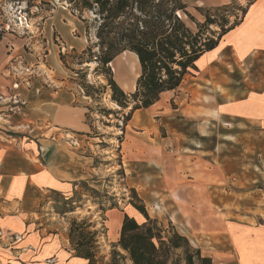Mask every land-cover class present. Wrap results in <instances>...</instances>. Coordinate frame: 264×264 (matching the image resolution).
<instances>
[{
  "label": "rangeland",
  "instance_id": "obj_1",
  "mask_svg": "<svg viewBox=\"0 0 264 264\" xmlns=\"http://www.w3.org/2000/svg\"><path fill=\"white\" fill-rule=\"evenodd\" d=\"M249 1L190 5V15L201 25L199 42L216 38L222 28L238 21L241 7ZM66 13L71 15L69 20ZM204 13L213 19L212 24L204 25ZM81 18L90 22L93 14L84 11ZM81 18L70 0H0V76L12 78L6 89L0 86V145L16 142V145L25 146L42 137L37 130H43L44 126L37 128L18 123V119L29 101L27 89L32 83L37 92L41 89L33 77H38L42 71L48 72L54 59L63 67L69 85L86 97V120L98 138L92 154L100 187L91 188L82 181L68 196L41 192L34 214L38 226L43 229L50 217L53 223L49 231L61 234L74 254L78 252L74 250L76 246L82 243L79 249H89L93 264H110L113 258H118L114 252L119 250L115 243H103L105 229L100 224L111 206L122 210L127 200L135 201L133 189L148 215L160 222L166 234L174 228L193 248H199L202 255L210 257L212 264H264V101L259 106L257 120L229 117L198 121L190 116V162L185 159L186 172L190 168L187 173L190 177L189 225L173 217L174 207L170 203L156 204L155 178L146 185L153 187L151 192L138 184V190L132 186L135 181L142 180V176L148 177L149 170L144 174L138 169L132 174L123 170L116 147L125 114L131 106L121 110L111 100L107 80L104 73L95 70V62L80 64L74 57L88 45V39L94 40L93 29L86 35ZM60 20L66 25V33L56 27V21L61 23ZM195 26L190 20L193 31ZM81 43L84 46L78 48ZM134 55L123 52L109 63L113 79L125 93L130 90L122 86V81L132 79L140 71ZM248 70L249 88L263 84L255 78L252 68ZM83 73L85 75L81 76ZM207 85L204 80L190 76L192 100L203 99L198 90L208 91ZM214 89L223 93L225 99L232 96L231 91L219 84H215ZM162 124L161 136L171 135L167 121L163 120ZM188 147L184 145L181 152L189 153ZM168 148L174 147L169 144ZM126 210L140 218L131 208ZM118 263L126 264L127 260L118 259Z\"/></svg>",
  "mask_w": 264,
  "mask_h": 264
},
{
  "label": "crops",
  "instance_id": "obj_2",
  "mask_svg": "<svg viewBox=\"0 0 264 264\" xmlns=\"http://www.w3.org/2000/svg\"><path fill=\"white\" fill-rule=\"evenodd\" d=\"M182 1L190 7L228 0ZM69 14L66 13L68 20ZM60 22L56 21V27L66 33L65 23ZM80 29L83 30L82 25ZM83 46L81 43L78 48ZM194 65L195 70L185 74L176 89L162 92L152 105L132 113L122 124L116 147L125 172L150 171V177L139 176L142 180L132 186L137 189L138 184L151 192L153 187L146 185L155 178L156 204L170 203L173 217L189 225L190 168L186 172L185 159L190 162V116L198 121L258 119L259 106L264 101V0L250 2L239 22L221 36L214 48L202 53ZM250 68L263 84L249 88L251 80L246 73ZM47 70L33 77L41 85L40 92L32 83L26 93L29 101L25 112L18 119V123L44 126L37 130L42 137L25 146L16 142L0 145V264H88L87 259L73 253L61 234L49 231L53 219L48 217V224L42 229L34 216L41 192L68 196L82 181L91 188L100 187L92 154L98 138L86 120L87 99L69 85L59 61L54 59ZM137 75L122 81L129 92L134 89ZM190 76L208 84V91L198 90L203 98L199 102L191 98ZM11 81V76H0L2 89ZM215 84L231 91V98H223V93L215 91ZM163 120L171 129V135L165 137L160 134ZM169 144L174 148H168ZM184 145H189V153L181 152ZM128 207L131 208L127 206L125 211ZM122 216L121 208L106 210L104 222L99 223L105 229L104 244L117 246ZM117 250L124 253L119 246Z\"/></svg>",
  "mask_w": 264,
  "mask_h": 264
},
{
  "label": "trees",
  "instance_id": "obj_3",
  "mask_svg": "<svg viewBox=\"0 0 264 264\" xmlns=\"http://www.w3.org/2000/svg\"><path fill=\"white\" fill-rule=\"evenodd\" d=\"M252 1L241 7L242 15ZM70 2L78 11V17L81 18L84 11L93 14L90 22L86 18L81 21L85 23L86 35L93 29L94 40L88 39V45L74 57L80 64L95 62V70L104 73L107 80L111 100L121 110L131 106L125 114V122L133 111L147 108L157 101L162 92L176 89L184 75L195 70L197 58L214 48L221 36L241 19L222 28L216 38L199 42L201 25L194 21L190 7L182 0ZM204 16V25L214 22L207 13ZM190 20L196 24L195 31L190 28ZM123 52L135 54L140 70L134 89L129 93L118 86L109 69V63ZM61 59L65 57L61 55ZM132 192L135 201L127 200L125 208L130 206L140 218L122 209L117 246L124 253L114 252L118 258H113L110 264H119L118 259H128L129 264H212L210 257L202 255L199 248H193L189 240L174 228L166 234L160 222L148 215L133 189ZM80 244L74 249L78 251L75 254L93 264L89 249L81 251Z\"/></svg>",
  "mask_w": 264,
  "mask_h": 264
},
{
  "label": "bare ground",
  "instance_id": "obj_4",
  "mask_svg": "<svg viewBox=\"0 0 264 264\" xmlns=\"http://www.w3.org/2000/svg\"><path fill=\"white\" fill-rule=\"evenodd\" d=\"M29 28V27H28ZM32 28V27H31Z\"/></svg>",
  "mask_w": 264,
  "mask_h": 264
}]
</instances>
